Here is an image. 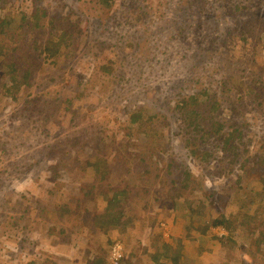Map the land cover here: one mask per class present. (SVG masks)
<instances>
[{"label": "trees", "instance_id": "1", "mask_svg": "<svg viewBox=\"0 0 264 264\" xmlns=\"http://www.w3.org/2000/svg\"><path fill=\"white\" fill-rule=\"evenodd\" d=\"M68 1L0 0V101L12 99L0 115V218L14 217V252L23 255L21 243L34 231L52 235L49 221L57 212L60 238L51 244L63 255L70 248L81 253L66 264H108L112 240L132 235L147 212L159 208L167 233L151 230L139 248L126 249L123 264H264V5L252 10L242 0H168L163 10L150 11L147 0H86L89 8L77 10L80 0ZM94 10L107 13L115 44L130 40V49L124 42L120 53L132 58L133 79L145 76L109 100L119 128L143 146L121 149L112 134L101 139L102 132L82 128L36 139L29 162H3L10 146L18 147L11 132L27 136L40 123L71 124L92 110H74L71 99L48 105L74 74L72 41L81 25L87 24L89 49H109L98 41L90 45L93 29L85 14ZM109 54L119 53L109 50L87 83L97 86L100 72L113 73ZM174 65L180 70L166 77V86L148 80L156 68ZM54 74L61 82L50 86ZM137 95L150 98V107L133 103ZM244 129L261 132L251 162L244 161L248 142H236ZM153 157L158 160L150 163ZM25 185L41 197L20 193ZM68 194L73 206L64 203ZM25 215L31 221L19 227Z\"/></svg>", "mask_w": 264, "mask_h": 264}, {"label": "rangeland", "instance_id": "2", "mask_svg": "<svg viewBox=\"0 0 264 264\" xmlns=\"http://www.w3.org/2000/svg\"><path fill=\"white\" fill-rule=\"evenodd\" d=\"M69 1L67 3H69ZM167 1L168 0H147L145 1V4L147 5V6L145 5V7L149 8L150 11H151V7L157 8L159 9V11H161L164 9L161 3ZM154 3L157 4L152 5ZM260 3L264 5V0H242V4H247L248 6H250L252 10H254L255 4H260ZM74 4H75L74 9L77 10L79 9V7H82L80 8V10H86V8H89L87 6L86 0H80ZM136 12H138L137 8H135L131 14L134 15L133 13ZM53 13H55V11ZM168 13H170L169 9H168ZM68 14L69 13L67 12L65 13V15ZM85 17H88L87 21L88 23L90 22L91 28L93 29L92 32L90 33V38H91L90 45L94 46L96 44V41H98V44L96 45H99L101 49H103L104 46H107L109 49L105 51L104 54H102V50H97V48L89 49L87 47V43H89V30L86 29L87 24L81 25V33L78 36L74 37L72 41V45L76 46L78 51V55H77L78 58L76 62L73 63L74 74L68 75L69 79H66L67 80L66 85L65 86L62 85L55 99L50 101L51 103L48 105V110L49 108L52 109L55 106H58L64 99H71L73 101L72 107L76 111L84 108L86 110V107L88 105L92 106V110L85 112L83 114V118L81 119L74 118L71 124L69 122V119L65 120V123L63 125L54 124L50 122H48L49 124L40 123L36 125L37 128L32 129V131L27 136H24L21 133L16 134V132H11L9 137L12 139L13 143H17L16 146L18 147L10 146L9 149L12 150V153L11 155L5 157L3 162H9L10 160H14L15 162L17 160L23 162H29L31 161V155H32L31 148L32 145H35L36 139L49 141L52 140L53 138L54 139L58 138V136L63 137L67 134H71L74 131L77 130L80 131L82 128H85L94 133L102 132L101 139H105V134H112V138L114 139V142L117 144V146L118 147L126 146L127 150L130 149L132 150L135 149L136 147L143 146V143L139 141H135L134 138L132 137L125 136L124 131L118 126L119 116L116 112L111 113V104L109 102L110 98L116 96L117 94L122 96L126 95L133 85L143 82L142 80L145 77V76L142 77L139 76L138 77L139 80L133 79L135 77V73L133 72L132 66L130 65L132 62V58L128 56L126 53H120L121 45L122 48H124L123 43L127 42V47L125 48L130 49L131 42L128 39L123 41L122 43H119L118 40V42L115 44L117 39L116 34L113 31L115 28L111 24V21L108 20V16L106 12L102 13L100 11L94 10L92 13H86ZM68 27L74 28V25H68ZM262 30L264 31V28H262ZM132 46L134 47L133 44ZM109 50H113L119 53L114 58L112 57L111 54L108 55L111 56L110 59L114 63L113 73L111 75H104V73L100 72V74L97 77V84H98L97 86L87 83L86 81L88 80V74H90V71H92V69L97 64L98 66H100L107 62V52ZM144 51H146V49H144ZM99 55L100 57H98ZM91 60H94L92 66L90 64ZM259 60H262L264 62V51L260 52ZM179 70L180 68L177 65H174L173 67L167 69L156 68L155 73L153 75L148 76V80L151 79L150 82L153 84L166 86L167 83L169 82V81L165 82L166 77L169 74L175 72L178 73ZM179 74L174 80L181 77V75ZM55 77L56 74L51 76L47 84L50 86L54 85L55 82H57V84H60L61 81L58 78L56 79ZM120 77H123V80H120ZM55 90L56 89H54L53 91ZM94 90H97V92L100 93L97 95L94 92ZM78 94L80 95L78 96ZM122 102H125V100H122ZM133 103H137V105L139 106L142 105L143 107H148V106L150 107V104H152L150 98L143 97L140 95H137L133 98ZM11 105H12V99H7L5 100V102L4 99L3 100L1 99L0 115L7 113V110ZM245 116L249 117L250 113H245ZM255 121L256 120L253 119L251 123H254ZM175 129L177 130V126H175ZM254 129L255 128L252 127V130ZM259 134H261V132L247 133L245 132L244 129L236 137V142L242 145L248 142V145H246V147L248 149V154L250 155V157L246 160L244 159H240V160L242 161L244 160L245 162H251L257 158L258 155L256 154L259 147L257 138ZM168 144L171 145L174 144V142H169ZM180 146H182V144H180ZM120 148L123 149L122 147ZM90 149H91V145H88L86 147V150L89 151ZM157 160H158L157 158L153 157L150 159V163H153L154 161ZM46 183L47 182H43V184ZM28 185L19 188L18 189L19 192L25 193L27 197L36 196L37 198H40L41 194L39 189L34 187L32 188L31 186L26 187ZM38 187L46 188V186H38ZM23 190L26 192H23ZM64 203H66L69 206L74 205V201L69 198V194H68V201ZM90 204H91L90 206H92V203ZM161 214L162 213H160L159 208L147 212V215L149 217H147L148 219L147 224H144V226L145 225L147 226L145 227L139 226L138 229L135 228L133 230L132 235H130L125 239L116 238L123 242L125 253L127 248L128 250L130 247H134V249L139 248L141 244L147 241L149 232L151 231V229L148 227L151 224L149 222L150 219L156 222L163 217ZM20 215H21L20 213L16 212V216H20ZM13 218L14 217L12 216V214L6 216V218H0L2 222L0 225V233H1L0 236H2L1 245L4 248V249L0 248V264H43V262L46 261H49L46 262V264H55L53 262H56V264H66L67 263L66 259L77 257L78 255L81 254L78 253L79 249L70 248L68 252L63 255L61 253H58L57 249L51 244L50 242L51 239L56 240L57 238H60L58 237L59 236L58 231L61 225L59 220V213L57 212L54 215L53 219L49 221L53 226L54 233L52 235H49L47 232L43 230L32 232V235H28V240L22 241L21 243V245L23 244L21 247L23 251V255L16 254L14 250L18 238H16L14 235L18 232V230H15V227H13L12 225ZM25 218L26 219L21 218L18 220L19 227L24 225L26 222L31 221L27 215H25ZM155 230L156 229L154 228V231ZM159 230H161L160 231L161 234L162 233L166 234L168 230V225H165L164 227H162V229H160L159 227ZM213 232L223 233L222 230L217 228L213 229ZM129 239L131 240L129 241ZM66 240L69 241L71 243L70 246H72L73 242H71L69 239ZM36 241L38 242L36 243ZM59 241L61 242V240ZM7 252H9L10 254ZM83 253L84 255L83 254L82 255L86 256V253L84 251ZM236 259L239 260V258ZM83 261L87 263L86 260ZM106 261L108 263V257H106Z\"/></svg>", "mask_w": 264, "mask_h": 264}, {"label": "built area", "instance_id": "3", "mask_svg": "<svg viewBox=\"0 0 264 264\" xmlns=\"http://www.w3.org/2000/svg\"><path fill=\"white\" fill-rule=\"evenodd\" d=\"M125 257L126 253L123 242L116 238L113 239L109 248L108 264H122Z\"/></svg>", "mask_w": 264, "mask_h": 264}, {"label": "bare ground", "instance_id": "4", "mask_svg": "<svg viewBox=\"0 0 264 264\" xmlns=\"http://www.w3.org/2000/svg\"><path fill=\"white\" fill-rule=\"evenodd\" d=\"M147 217H149L147 214H146V216H145V219H146V221H145V224H147ZM166 221V220H165ZM164 220H158V221H156V222H154V220H152V219H150V225L148 226L151 230H154V228L156 229L155 231L156 232H160L161 230H159V227H160V229H162V227H164L165 225H167V222H165ZM139 224V222H137V225ZM153 224H155V225H153ZM140 226V225H139ZM139 226H138V228H139ZM144 226V225H143ZM145 226H147V225H145ZM144 226V227H145ZM137 228V229H138Z\"/></svg>", "mask_w": 264, "mask_h": 264}, {"label": "crops", "instance_id": "5", "mask_svg": "<svg viewBox=\"0 0 264 264\" xmlns=\"http://www.w3.org/2000/svg\"><path fill=\"white\" fill-rule=\"evenodd\" d=\"M109 248H110V246H109ZM109 248H108V252H109ZM108 257V256H107ZM107 262V261H106ZM123 264V263H122Z\"/></svg>", "mask_w": 264, "mask_h": 264}]
</instances>
